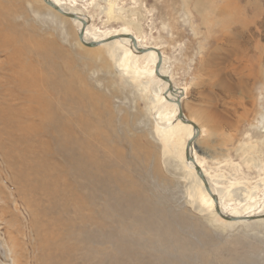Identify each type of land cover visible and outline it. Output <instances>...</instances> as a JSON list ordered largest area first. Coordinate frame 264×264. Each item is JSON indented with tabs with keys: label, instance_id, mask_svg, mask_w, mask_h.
Listing matches in <instances>:
<instances>
[{
	"label": "rangeland",
	"instance_id": "rangeland-1",
	"mask_svg": "<svg viewBox=\"0 0 264 264\" xmlns=\"http://www.w3.org/2000/svg\"><path fill=\"white\" fill-rule=\"evenodd\" d=\"M58 1L161 49L227 207L264 204V0ZM0 6V264H264V220L200 205L190 131L176 158L153 138L150 59L141 73L112 47L89 55L43 0Z\"/></svg>",
	"mask_w": 264,
	"mask_h": 264
},
{
	"label": "bare ground",
	"instance_id": "bare-ground-1",
	"mask_svg": "<svg viewBox=\"0 0 264 264\" xmlns=\"http://www.w3.org/2000/svg\"><path fill=\"white\" fill-rule=\"evenodd\" d=\"M53 1L58 6L63 8L66 12L79 15L84 20H86L87 28L85 30V36H84V40L86 42H92V41L103 42L112 36H121V35H123V36L124 35H132L136 38L138 47H135L134 44L132 43V40H130L129 38H121V39H118V40H115V41H112L109 43L102 44L100 46L101 47L109 46V47H112L113 50L122 53L123 54L122 61H124V62L126 61V63L128 62V64L130 66H134L136 68V70L141 72V73H145V72H144V70H142V67L140 65L141 64L140 60H142L144 58H148L153 62V69L151 70V73L148 74L150 81L146 82L144 84L145 90L147 88H149L150 85L154 86L153 92H154L155 98H157V99H154V107L156 110H155V113L153 114L154 117H153L152 121H153L154 125L156 126L155 127V133L156 134H154L153 138H155L157 140V142H159V144H162L165 146V151H166L165 154H168L169 156L173 155L176 158L178 151H179V147L177 146V144L175 142H173L172 139L175 135H177L179 133L180 128H182V127L187 128L190 131V133L188 135L186 144H185L184 149H183V155H184L183 156V164H184L185 168H187V170L189 171V174L186 177H189V179H192L196 185V188L200 190V193H201L200 194V205H202L203 208L211 211L214 214V216L216 218H218L219 220H221L224 224L225 223L226 224H234V225L251 224L250 222L246 223L245 221L230 222V221H226V220L222 219L221 217H219L215 213V202H214L213 198L210 196V194L205 190L204 184H203L202 180L199 178V176L195 170L194 164L191 162L188 163L186 161V159H185L186 145H187L188 140H190L193 137L194 129L192 126L184 124L181 120H178V117H177L178 116V109H177L176 104H174V102H173V100H175V97H174L175 95H173L171 93L168 94L171 101L166 97L168 85L164 81H162L160 78H158L155 74L156 64L158 62L157 54L153 51L148 50L149 48L155 47V46L145 45L143 43V39H141L138 36V34L136 35L134 33H131V31H129V30H116V31L108 30V31L102 32V31H98V28H97V30L93 29L90 27L89 17H87L86 15L81 13L80 11L67 9L66 7H64L63 3H61L58 0H53ZM2 12L3 13L5 12V8L0 6V14H2ZM113 12H109L110 16H112V17H114ZM70 20L77 26V33H79L81 28H82V23L78 20H74V19H70ZM100 46H99V48H101ZM99 48L98 47L96 49L90 48L89 49L90 51L88 52V54L93 55V51L99 50ZM137 48L142 49V50H147V51L144 54H140L138 52ZM156 48H158V47H156ZM123 50H126V51L122 52ZM162 54L164 57L163 51H162ZM134 73L136 74V72H134ZM161 73L163 75H169V73H166V71L164 69V64L162 66ZM135 74H133V75H135ZM171 79H172V77H171ZM174 86H175L176 90H179V91L183 90L185 93V88H179L176 85H174ZM183 99H182V106H183V110H184L186 118L193 121L194 123H196L202 131V128L199 125V123L197 121H195L194 119L190 118V116H188L186 114V107L184 105ZM154 107H153V109H154ZM158 112L161 113V116H159ZM155 114H157L156 116H159V117H156ZM162 115H164V117ZM212 124H214V123L212 122ZM154 147H157V146L154 144ZM193 156L196 159L199 166L202 168L204 174L206 175V178L208 179V181L210 183V187L212 189L213 194L218 197L219 202H220V207H221V209L225 215L234 216V217H238V218L256 217V216H263L264 215V207H263L264 204L260 205V207L254 203V204H246L242 208H236V207L228 208L227 204L225 202V199H224L225 196L224 197L222 196V189L214 187V185L212 183H215L216 180L214 179V182L212 180H210V178L208 177V175L206 173V170L204 169V167L202 166V164L200 162L199 155H197V152L195 153V149L193 152ZM256 208H257V210H256ZM261 208H263V209H261ZM260 221H262V220H257V221H253V222L256 223V222H260Z\"/></svg>",
	"mask_w": 264,
	"mask_h": 264
},
{
	"label": "water",
	"instance_id": "water-1",
	"mask_svg": "<svg viewBox=\"0 0 264 264\" xmlns=\"http://www.w3.org/2000/svg\"><path fill=\"white\" fill-rule=\"evenodd\" d=\"M43 2L50 7L51 9H53L54 11L58 12L60 15L64 16L65 18H69V19H74V20H78L82 23V28L80 30V32L78 33V38L79 41L82 45H84L87 48H96L99 47L102 44L105 43H109L121 38H129L130 40H132V43L134 44L135 47H138L137 44V40L134 36L132 35H121V36H112L109 39L103 41V42H86L84 40V36H85V30L87 28V22L86 20H84L82 17H80L79 15L76 14H71L66 12L63 8H61L60 6H58L53 0H43ZM138 49V52L140 54H144L147 50H142V49ZM149 51H153L157 54V58H158V62L156 64V69H155V74L158 78H160L162 81H164L168 86V90H167V94L166 97L170 100L168 94L171 93L173 95H175V100H173L174 104H176L177 109H178V120H181L184 124L190 125L193 127L194 129V135L193 137L188 140L187 145H186V150H185V159L188 163H193L195 170L199 176V178L202 180L203 184H204V188L205 190L210 194V196L213 198L214 202H215V213L221 217L222 219L226 220V221H230V222H241V221H245V222H253V221H257V220H264V215L263 216H256V217H246V218H238V217H234V216H229V215H225L220 207V202L219 199L216 195L213 194L212 189L210 187V183L208 181V179L206 178V175L204 174L202 168L199 166V164L197 163L196 159L193 156V152H194V147L196 144V141L198 140V138L201 135V129L200 127L194 123L193 121L189 120L186 118L184 110H183V106H182V99L184 98V91L183 90H176L174 83L171 79V77L169 75H163L161 73V69L163 66V62H164V57L162 54V51L156 47H151L148 49ZM171 101V100H170Z\"/></svg>",
	"mask_w": 264,
	"mask_h": 264
}]
</instances>
